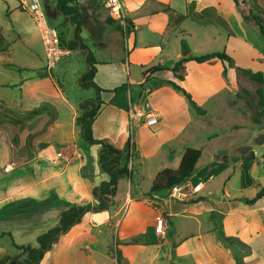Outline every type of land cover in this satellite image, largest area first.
I'll use <instances>...</instances> for the list:
<instances>
[{
	"label": "crops",
	"instance_id": "1",
	"mask_svg": "<svg viewBox=\"0 0 264 264\" xmlns=\"http://www.w3.org/2000/svg\"><path fill=\"white\" fill-rule=\"evenodd\" d=\"M134 1L124 0L131 29L130 34L122 35L126 55L122 64L114 65L95 56L99 63L97 85L118 91L102 94L106 104L93 126L97 139L107 140L122 151L127 150L129 142L136 149L128 163L132 177L119 182L107 210L87 213L79 225L61 236L41 264H117L111 254V245L115 244H119L124 264H170L172 248L174 264H237V256L245 264H259V258L264 263V198L253 205L244 201L259 191L255 168L264 157V145L255 144L259 130L250 143L240 140L237 118L247 115V105L239 98L241 77L236 68L219 60L201 64L187 61L182 82L171 71L176 63L194 56L182 55V42L193 39L194 33L210 41L225 36L224 51L233 59L241 57L243 50L233 44L238 43L244 50L247 46L253 48L242 30L255 23L243 18L233 0H140L139 5ZM142 2H150L145 13L138 10ZM108 16L107 12L96 22L117 31L115 25L103 22ZM173 43L176 46L172 52ZM1 51L0 236L10 234L15 244L38 248V237L60 225L64 206L52 204L53 196L70 205L97 207L100 201L93 192L110 180L100 165L101 146L87 143L77 125L80 104L94 99L96 92L79 86L84 73L65 89L55 82L53 70L46 71V65H20L25 69L22 72L7 69L4 64L8 62L2 58L8 49ZM150 51L157 54L154 66L169 70L145 80V70L154 67L146 65L153 56ZM72 53L69 51L60 62ZM235 65L241 68L244 63L235 61ZM7 70L16 71L19 78L4 79ZM165 81L180 84L205 115H200ZM136 106L154 113L158 123L152 127L143 122L131 124L129 110ZM36 110L37 115L24 119ZM201 131L208 132L204 140L212 152L209 166H222L225 181L221 188L230 190L236 181L234 194L224 193L225 201L209 207L207 201L217 194L203 193L205 181L213 180L214 175H198L197 170L188 182L201 184L203 189L184 202L173 199L169 190H152L159 173L167 168L178 169L186 150L197 142L195 134ZM228 153L240 156L227 160L224 155ZM202 158L203 151L197 169ZM247 165L250 179L244 173ZM194 178L197 181L192 183ZM159 216L165 220V238L156 233ZM220 232L236 241L223 242ZM241 244L247 250L241 251ZM100 247L105 251L100 252ZM12 251L11 239L3 237L0 259L16 255ZM141 254L148 258L142 260Z\"/></svg>",
	"mask_w": 264,
	"mask_h": 264
},
{
	"label": "rangeland",
	"instance_id": "2",
	"mask_svg": "<svg viewBox=\"0 0 264 264\" xmlns=\"http://www.w3.org/2000/svg\"><path fill=\"white\" fill-rule=\"evenodd\" d=\"M39 1L45 12L48 24L51 27L55 28L60 35H63L64 40H71L72 38L70 37H73L74 28L72 25H70V23H68L70 22L69 20H67L64 16L60 15L57 12L56 0ZM134 2L136 5H139L141 1L135 0ZM79 3L84 13L82 36L85 38V43L88 45L90 51L94 54V56H97L103 60L108 59L114 65L116 64V62L122 64V61L126 56L123 49L124 46L122 45V35L124 33L130 34V30H125L124 26L119 23L118 19L111 17L108 10L99 1L79 0ZM149 4L150 2H142V4L140 5L141 7H139L138 10H140L141 13H145L148 10V7H150ZM240 7L244 11L246 16L257 15L264 19V0H261L260 2L259 0H240ZM107 12L109 16L103 22H115V24L113 25H115L116 29L118 28L117 26H119L121 29H117L116 31L109 25H105L102 22H96V19L101 18L100 16H104ZM126 20H130L128 19L127 10ZM251 23L254 22L251 21ZM238 30L240 33V28ZM242 32L247 33L249 39H251L249 41V44L253 48L247 46L248 48L246 47L244 50V48H240L241 46H239L238 43H234L233 45L236 46V48H238L239 50H243L242 56L237 57L236 59L234 58V62L238 61L241 64L244 63V65L241 66V69L243 70H251L252 72L261 71L264 73V37L260 36L256 25L254 26L249 24V26H247L245 30H242ZM0 34H2L1 36L3 40L2 44L0 45V50L8 49L7 55L3 56L2 58L3 61L14 62L22 66L32 67H43L46 65L45 49L39 28L35 20L33 19L31 12L21 8L18 0H0ZM145 36H147V32H145ZM216 38V41L205 40L202 34L194 33L193 39H189L188 42H185V44L189 47V50L184 51L182 55H184L186 52H189L194 56H201L217 51H224L223 48L226 45L227 38L223 35L221 39L219 38V36H217ZM175 46L176 43H173L171 46L172 52L175 50ZM149 54H153L150 60H146L149 61L146 65L150 67L154 66L155 63L153 64V61L158 60V58H154L157 57V54L154 51H150ZM143 56L144 58H146V54H143ZM234 66L232 67L234 68ZM84 69H86V55L83 52L79 51L73 52L71 56L64 57L62 61L55 66V68L53 69V77L55 79V82L59 83L62 87H65V89H70L72 84L75 83V79L78 74L85 73ZM46 71L49 72L47 68ZM5 73L6 76L4 77V79L9 81H13L15 80V78H19L20 75L16 71L11 72L7 70L5 71ZM40 73H44V71L41 70ZM239 76L241 77L242 82L240 93L241 91L249 92L251 95L245 94V98L253 103V105L256 107V111L259 110L260 112V109L257 106L258 99L256 97V91L259 88V85L243 73H240ZM241 100L245 102L244 99ZM237 120L240 122L241 127L239 132L240 134H242L240 140L244 143H250L251 139L254 136H257L256 132L258 130L259 135L264 134V119H262V122L259 124V126L255 124L251 120V113L248 108L247 115L241 114L237 118ZM218 131L221 132V130ZM207 133L208 132L204 131H201L198 134L196 133L195 136L197 137V142L191 145L192 148L203 151L201 165L197 169L198 175H209L211 173L214 175L213 180L205 181L206 189L203 193L205 196H207L209 191L217 194L214 196L213 200L209 199L207 201L210 207L211 205H218L219 202L223 199V201H225L226 198L223 197L224 193L231 195L234 194L237 183L234 180L233 184H231L230 190L221 188V185H223V182L225 181L223 180V168L221 165L217 167L214 166L212 168L209 166V164L211 163L212 152L210 150V146H206L207 144L204 140V136H206ZM203 142L204 145L201 144ZM224 147L225 145H223L222 148ZM238 156H240V154L238 153H228L224 155V158L227 160H235L236 158H239ZM255 177H259L260 190V187L264 186V157H261L259 166L255 168ZM195 181H197L196 178L192 180V183H194ZM218 218L217 220H215L217 224L219 223ZM234 246L238 247L239 245ZM111 247L113 248L114 246L111 245ZM239 247H241V251L247 250L242 245ZM100 248V252L105 251L103 247ZM111 251H113V249ZM173 251L174 249L172 248L170 251V264H174ZM12 253L14 254L17 252L12 251ZM111 254L115 257V254L113 252H111ZM140 258L144 260L148 257L147 254H141ZM10 264H17V262H11ZM103 264L115 263L112 261H105ZM259 264H264L263 260L260 258Z\"/></svg>",
	"mask_w": 264,
	"mask_h": 264
},
{
	"label": "trees",
	"instance_id": "3",
	"mask_svg": "<svg viewBox=\"0 0 264 264\" xmlns=\"http://www.w3.org/2000/svg\"><path fill=\"white\" fill-rule=\"evenodd\" d=\"M236 6L238 7L241 14L248 21H254L255 25L258 28L260 36L264 37V19L257 15L246 16L244 11L240 7V0H234ZM57 3V12L69 20L70 24L74 27L73 38L69 41L64 40L63 35H60L61 46L65 49H68L71 52H83L86 55V72L79 78V86L82 89H93L96 92V97L94 99H87L83 101L79 106L80 115L77 118V125L81 128L82 138L89 143L90 145H100V165L104 172H106L110 180L104 182L94 190V196L97 197L100 201V204L97 207L92 205H70L64 202H61L56 196H53L51 199L52 204H57L59 206H64V210L60 214V225L56 228L49 230L47 233L42 234L38 237L37 241L39 244L38 248L25 245H17L13 241V238L10 234H3L0 236V240L3 237H9L12 242V246L15 250L16 255H5L0 259V264H10L12 261L17 262V264H41L46 254L50 252L53 246L59 241L61 236L68 233L73 227L79 225L85 215L90 212H101L109 208L111 200L116 196L119 182L123 179H129L132 177V170L130 169L128 163L136 155V149L131 146L130 142L126 151H122L114 147L107 140H99L95 137L93 126L99 116L105 102L102 99L103 93H115L118 90L107 91L100 88L96 81L95 77L97 74V65L99 64L94 54L90 51L89 47L85 43V40L82 38L81 34L83 31V18L84 13L82 7L80 6L79 0H56ZM115 24V22H109ZM117 29H121L117 26ZM127 28L131 29V23L127 20ZM3 40L0 38V45ZM183 50L188 51L189 47L182 42ZM1 52H5L2 50ZM214 60H219L222 63H227L231 68L235 65V62L232 57H230L226 51L222 52H213L204 54L201 56H189L180 62L176 63L175 66L171 69L174 73L175 78L182 82L185 80V71L183 70L184 63L187 61H195L199 64L212 62ZM4 67L10 70H16L22 72L25 69L16 63H5ZM234 68L237 69L238 73H243L248 76L252 81L259 85V88L256 91V97L258 99L257 106L260 109L256 111V107L253 103L245 98L246 95H251L247 91H241L239 98L244 99L247 105L248 110L251 113V120L259 125L264 119V73L252 72L251 70H243L236 65ZM169 70L164 66H154L151 67L143 73L145 80H148L149 77L155 75L156 73ZM226 75V71H225ZM47 76V75H46ZM44 77V75H41ZM165 83L171 86L175 91L181 94L189 102L191 107H193L200 115H205V111L197 105L193 100L192 96L177 82L175 81H165ZM253 97V96H252ZM39 113L38 110L26 114L24 119H31L33 116ZM256 145H264V134L260 135L255 139ZM202 157V151L199 149L189 148L183 155L182 161L178 169H165L158 174L156 179L153 182L152 190L162 191L170 190L174 185L181 184L189 180L197 170V164ZM249 171V166L245 167L244 173L245 177ZM244 179V174H243ZM264 198V186L260 187L258 193L252 199H244L247 205H253L258 201H261ZM221 239L225 243H234L235 238H227L222 232H220ZM243 245V244H241ZM114 246V245H113ZM115 254V259L117 264H124V257L122 251L119 248V244H115L112 248ZM237 264H245L241 259L236 258Z\"/></svg>",
	"mask_w": 264,
	"mask_h": 264
},
{
	"label": "built area",
	"instance_id": "4",
	"mask_svg": "<svg viewBox=\"0 0 264 264\" xmlns=\"http://www.w3.org/2000/svg\"><path fill=\"white\" fill-rule=\"evenodd\" d=\"M108 10L111 17L119 20V23L127 28L126 8L123 0H97ZM20 7L31 12L35 20L43 41L46 68L53 70L60 62L61 58L69 53L68 49L61 46L60 34L58 31L48 24L45 12L39 0H18ZM129 118L131 124L133 122H143L146 126H154L158 123L157 116L141 107H133L129 110ZM62 156V153L59 154ZM203 186L201 184L191 185L188 180L174 185L170 190V196L178 201H186L191 196L201 192ZM165 220L162 216L156 218V233L159 237L165 238L166 231L164 229Z\"/></svg>",
	"mask_w": 264,
	"mask_h": 264
},
{
	"label": "water",
	"instance_id": "5",
	"mask_svg": "<svg viewBox=\"0 0 264 264\" xmlns=\"http://www.w3.org/2000/svg\"><path fill=\"white\" fill-rule=\"evenodd\" d=\"M189 55V52H186L183 56L187 57Z\"/></svg>",
	"mask_w": 264,
	"mask_h": 264
}]
</instances>
